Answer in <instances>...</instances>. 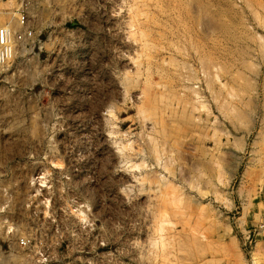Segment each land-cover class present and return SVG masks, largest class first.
Segmentation results:
<instances>
[{"label": "rangeland", "instance_id": "1", "mask_svg": "<svg viewBox=\"0 0 264 264\" xmlns=\"http://www.w3.org/2000/svg\"><path fill=\"white\" fill-rule=\"evenodd\" d=\"M22 15L0 264H264V0H0Z\"/></svg>", "mask_w": 264, "mask_h": 264}, {"label": "built area", "instance_id": "2", "mask_svg": "<svg viewBox=\"0 0 264 264\" xmlns=\"http://www.w3.org/2000/svg\"><path fill=\"white\" fill-rule=\"evenodd\" d=\"M25 16H21V33L17 35L13 34L12 31L7 28H0V66H7L13 61L15 56V42L22 41L26 37L32 39L33 32L32 29L28 27ZM264 226L261 225L259 229H263ZM253 238L258 237L260 234L256 230L253 232ZM250 238V234H249ZM252 238V237H251Z\"/></svg>", "mask_w": 264, "mask_h": 264}, {"label": "crops", "instance_id": "3", "mask_svg": "<svg viewBox=\"0 0 264 264\" xmlns=\"http://www.w3.org/2000/svg\"><path fill=\"white\" fill-rule=\"evenodd\" d=\"M251 216V214L249 213V217ZM253 217V216H252ZM253 222L249 221V225L252 224ZM253 233V232H252Z\"/></svg>", "mask_w": 264, "mask_h": 264}]
</instances>
